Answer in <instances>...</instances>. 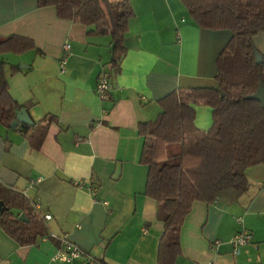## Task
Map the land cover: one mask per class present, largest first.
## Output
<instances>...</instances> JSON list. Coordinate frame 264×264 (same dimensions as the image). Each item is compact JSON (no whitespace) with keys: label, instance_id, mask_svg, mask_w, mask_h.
<instances>
[{"label":"crops","instance_id":"crops-1","mask_svg":"<svg viewBox=\"0 0 264 264\" xmlns=\"http://www.w3.org/2000/svg\"><path fill=\"white\" fill-rule=\"evenodd\" d=\"M128 1L126 52L103 101L96 85L101 72L112 73L108 35H88L86 26L58 18L53 6L39 7L37 0H0V39L29 37L39 50L0 55V62L25 70L9 77L12 96L34 102L27 110L33 124L16 126H30L26 135L0 125V180L26 191L41 218L50 215L48 234L59 240L21 246L0 226V264H90L85 256L101 264H157L163 221L144 195L147 168L139 162L144 138L137 125L154 120L158 99L177 88L216 86V58L231 33L200 28L181 0ZM253 43L264 62V31ZM195 110V125L206 130L211 108ZM45 115L56 121L44 131ZM246 174L250 187L235 203L193 202L174 264H264V165ZM242 228L252 240L234 249L231 239ZM62 237L82 256L53 260Z\"/></svg>","mask_w":264,"mask_h":264},{"label":"trees","instance_id":"trees-1","mask_svg":"<svg viewBox=\"0 0 264 264\" xmlns=\"http://www.w3.org/2000/svg\"><path fill=\"white\" fill-rule=\"evenodd\" d=\"M181 2L200 28L228 30L231 37L216 58V86L177 88L158 99L161 112L154 120L137 125L138 135L144 138L139 157L147 168L144 195L156 202L163 221L157 264H174L181 253L180 230L193 202L235 203L250 187L247 169L264 165V107L251 98L259 83L264 90V62H256L259 52L253 43L254 36L264 31V0ZM37 5L53 6L58 18L83 24L88 35L110 37L112 84L126 52L123 38L133 16L130 2L37 0ZM32 49L39 52L29 37L11 34L0 39V55ZM22 71L18 64L0 62V125L8 129L18 110L27 111L34 104L18 102L9 90V77ZM199 104L211 108L206 130L195 125ZM41 121L47 122L45 131L56 118L45 115ZM16 129L26 135L31 128L22 124ZM0 201L5 207L0 226L19 245L36 244L43 237L59 244L22 191L0 180ZM21 213L25 220L19 219Z\"/></svg>","mask_w":264,"mask_h":264},{"label":"built area","instance_id":"built-area-1","mask_svg":"<svg viewBox=\"0 0 264 264\" xmlns=\"http://www.w3.org/2000/svg\"><path fill=\"white\" fill-rule=\"evenodd\" d=\"M69 48V45L67 43H63L62 49L67 50ZM65 63H66V57L61 56L59 59V70L60 72L65 71ZM112 89V84L109 80V74L108 72H101L98 83L96 85V94L99 97L100 100H106L109 96V92ZM41 178H37L36 180H32L30 182V187H33L36 185L37 182H39ZM91 188V187H90ZM91 191L94 193L95 188L92 187ZM24 195H26V191H22ZM34 207L37 209L39 208V205L37 203H34ZM44 219H50V215L46 214L44 215ZM252 240L251 232L245 228H242L238 231H236L231 239V243L233 245L234 249H237L238 247L244 246L248 243H250ZM83 252L81 249L73 244L71 241L68 240L66 237H62L60 239V247L55 251L52 259L60 262H69L74 258L81 257ZM85 259L90 264H101L99 261H95L90 256H85Z\"/></svg>","mask_w":264,"mask_h":264},{"label":"water","instance_id":"water-1","mask_svg":"<svg viewBox=\"0 0 264 264\" xmlns=\"http://www.w3.org/2000/svg\"><path fill=\"white\" fill-rule=\"evenodd\" d=\"M256 58V62H261V55L257 54L255 55ZM221 96H223V93H221ZM251 98L258 100L261 102V104L264 107V90L261 86V83H259L257 90L255 91V93L251 96ZM19 123H24V124H28V125H32V121L27 113V111L25 109H20L16 112V116L15 119L11 122L10 127L14 128L16 127ZM5 209V207L3 206V203L0 201V213ZM20 220H25L24 214H20L19 216Z\"/></svg>","mask_w":264,"mask_h":264},{"label":"rangeland","instance_id":"rangeland-1","mask_svg":"<svg viewBox=\"0 0 264 264\" xmlns=\"http://www.w3.org/2000/svg\"><path fill=\"white\" fill-rule=\"evenodd\" d=\"M20 65V64H19Z\"/></svg>","mask_w":264,"mask_h":264}]
</instances>
